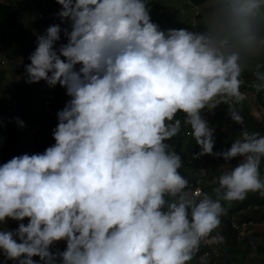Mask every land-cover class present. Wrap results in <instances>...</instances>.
Segmentation results:
<instances>
[{
	"label": "clouds",
	"instance_id": "clouds-1",
	"mask_svg": "<svg viewBox=\"0 0 264 264\" xmlns=\"http://www.w3.org/2000/svg\"><path fill=\"white\" fill-rule=\"evenodd\" d=\"M56 2L70 29L52 24L37 36L25 82L59 83L70 99L56 113L54 144L0 164V222L27 218L0 230V264H56L57 256L60 264H188L202 241H223L212 233L226 205L264 196V135L241 115V85L264 93V59L251 65L250 84L242 78L264 53V0H211L202 33L160 30L146 0ZM61 31L66 43L54 47ZM220 103L242 130L213 153L200 112ZM180 113L200 148L194 157L242 158L215 170L214 195L177 171L181 158L167 141L180 133ZM60 240L64 250L51 252Z\"/></svg>",
	"mask_w": 264,
	"mask_h": 264
},
{
	"label": "rangeland",
	"instance_id": "rangeland-1",
	"mask_svg": "<svg viewBox=\"0 0 264 264\" xmlns=\"http://www.w3.org/2000/svg\"><path fill=\"white\" fill-rule=\"evenodd\" d=\"M7 1L8 0H0V2L3 3ZM10 1H12L14 4L13 9L17 11V20L23 21L27 25H29L32 29L31 32L32 34L29 35V37H31L30 42L25 43V45L20 44V46H18V44L15 42L16 45L13 44V47L11 45L10 47L9 46L7 47L3 46L4 48L0 47V53H3L5 55L6 52H9V50L11 52L12 50L15 51L14 53H11L13 54V58L8 59L5 66L8 72V79H3L1 76L0 86L2 87L3 90L5 89V93L7 87L9 86L14 87V94L11 99V105H12L11 107L13 111L12 112L13 120H11L12 124L16 123L15 118H19V119L25 118L27 117V115H29V113H31L33 117L36 119L35 121L36 123H40V120L38 118L39 113L40 115H42L43 113V115H45L46 117L47 109L49 108L59 109L60 107L63 108L61 104L64 106L65 103L70 99V97L65 92L64 94H62L63 98H61L59 101L52 102L51 105L49 106H44L43 105L44 99L41 96L40 92L38 91L39 87L41 86L42 80L33 83L25 82L26 74L24 72V65L30 63L28 57L36 47V35L38 36L43 34L45 29L49 25L55 23L57 18L55 16H50V13L47 14L48 15L47 17H43L41 20L34 18L35 16L31 12H28L29 10H27V6L30 5L31 3H33L34 5L36 4L39 5L36 2L39 0H27V1L10 0ZM40 2L42 3L41 7L39 6L37 7L40 9L43 7V10L48 7H52L53 10L59 11L61 8V6L56 2V0H40ZM210 3L211 1H207L202 5H193L188 0H146V8H148L149 10L150 20L155 24H157L160 30L186 29L194 33L197 32L202 33L203 31L206 30L205 22L208 19V15L210 13ZM161 17H163L164 19L160 20ZM51 19H53V22L51 21ZM61 28L65 29L66 25H62ZM34 30L37 32H39L40 30V32L38 34L36 33L35 35V33L33 32ZM64 36L65 35L63 31H61L60 40L56 42L54 47H58L60 44L66 43ZM19 48H21V50H18ZM61 58L63 59V57ZM75 67H77V65ZM247 91L250 94L248 98L251 101L252 106L251 105L249 106V103L244 101V103H242L241 106L242 107L245 106L246 112L241 110V113L244 119L246 120L248 126L246 113H248V110L250 108V115L251 116L254 115L253 116L254 119L261 126V129L264 131V120L262 119L263 105L259 102L258 98L256 99L257 93L254 90L247 89ZM261 100L262 102H264V97H261ZM32 124L34 125V122ZM42 125L43 124L39 125L40 129ZM224 126L227 128L226 125ZM15 127L10 128L11 132L6 136L5 134H2L3 136H5V143L9 149L14 147L25 153V151H28L29 148L27 146V143L24 144V142L20 140V138H22V134H24L23 139L26 137L31 138L32 135L29 133L28 129H25L26 127L24 124L23 127L17 126L16 127L17 129ZM14 132H19V134L14 135ZM37 133H39V131H37ZM37 137H39L38 139L39 143L42 142L46 143L45 139H43V134L37 135ZM14 138L15 139L17 138L16 139L17 141H13ZM188 156L189 155H187L186 157V161H181V168L177 169V171L181 175L182 172L186 170L185 168H188V163H187ZM12 157L13 154L12 155L7 154L5 160L8 161ZM240 159L242 158L237 156V160L239 161ZM231 160L226 161L227 164H231ZM218 175H219L218 172H216L215 170H211L209 172V181L215 182V180H217ZM210 184L211 183L209 182L207 185ZM21 222L26 224L27 218H24L23 221H16L10 218H6L4 222H0V230H14ZM257 229H260V231L262 232L264 230V224L257 226ZM253 230L249 233L248 239L245 241L237 240L235 244H232L231 242H229V240L226 241V248H228V250L227 252L223 253L222 259L220 260L219 264H228L229 261L232 262V264H264V252L263 251L256 252L253 248L249 247L250 244L251 245L253 244V246L255 247L258 246L264 247V231L263 233L260 232L255 233ZM60 242L61 240L56 241L55 243L60 246ZM243 248L245 249L243 250ZM35 258L37 261H39V257L36 256ZM196 261H197V256L195 253L192 260H190L188 264H196Z\"/></svg>",
	"mask_w": 264,
	"mask_h": 264
},
{
	"label": "trees",
	"instance_id": "trees-1",
	"mask_svg": "<svg viewBox=\"0 0 264 264\" xmlns=\"http://www.w3.org/2000/svg\"><path fill=\"white\" fill-rule=\"evenodd\" d=\"M190 3H192L193 5H202L204 3H206L207 1H211V0H188ZM39 4V7H41L42 3L39 1H36ZM13 2L8 0L7 2H0V47H7L10 45L13 47V44L16 45V43L18 44V46L21 45H25V43H29L31 40V37H29L30 34H32V29L29 25H27L25 22L23 21H19L17 20V11L13 9ZM29 12V11H28ZM58 11H55L52 9V7H48L46 9L43 10V7L40 10H37L35 13H32L34 16V18H37L39 20H41L43 17H47L48 13H50V16H55L57 19L55 21V23L53 24H60V27H62V25H66V28L70 29V25H69V21L67 20V18L64 19L63 22H61V20L55 15ZM39 13V14H38ZM31 14V15H32ZM51 18V17H50ZM164 18L161 17L160 20H163ZM51 21L53 22V19H51ZM62 29V28H61ZM63 30V29H62ZM36 35V33L38 34L40 32L37 31H33ZM37 38V35H36ZM65 38V42H66V37ZM16 42V43H15ZM3 47V48H4ZM15 47V46H14ZM18 50H21V48H19ZM15 51L12 50V52L9 50V52H6V56L8 59L13 58V54ZM25 53V52H24ZM257 59H264V53L261 54L260 57H252L250 58L247 63L249 65V70H247L242 78H244L245 80L251 82L252 80V74H251V65L257 60ZM1 78V75H0ZM55 86V93L53 96V100L54 102L59 101L62 97V94H64L66 92V89L64 87H62L61 85H59V83H57ZM39 90V89H38ZM258 96V97H257ZM261 95L260 93H257L256 95V99H259V102L263 105V114H262V119L264 120V102H262L261 100ZM5 100H6V93H5V89L3 90L2 87L0 86V164L5 163L7 160H5L6 155L7 154H13V156H18L21 154H24L22 151H20L19 149L16 148H11L9 149L5 143V136L7 134H9L11 131H8V129H6V131L2 130V126H3V122L8 119V118H12V107L7 106L5 104ZM245 101L247 102V100L245 99ZM244 103V101L242 102ZM242 107V106H241ZM243 108V109H242ZM241 110L246 112L245 110V106L242 107ZM249 108V107H248ZM247 114V121H248V130L252 131H259L262 135H264V131L261 129V126L256 122V120L254 119V115H250V108L248 110ZM179 118L183 117V114L180 113L178 114ZM20 120L23 121V124L26 125L27 123V119L26 118H21ZM213 123H215L216 125V131H215V135L219 134V129L226 125L227 129L225 128V130L227 131L228 134V140L226 142L225 145H223V148L220 150H226L231 142L234 140L235 138V134H234V130H233V126L230 124V119L229 116L227 115L226 112L223 111L222 114H219L215 119L212 120ZM17 123H16V127H17ZM15 127V128H16ZM17 129V128H16ZM13 132V131H12ZM2 134H5V136H3ZM18 135L19 132H14V135ZM17 139V138H16ZM15 138L13 139V141H17ZM167 143L170 144V146L173 148L174 151H176L181 158V161H186V157L187 155H189L190 153H192L194 151V147L196 145L194 139L192 137L186 138L183 135H181L180 133L177 134V136L173 137L171 140L167 141ZM38 146H36V150H28V154L31 155L32 153H42L44 150L42 148V143H37ZM217 147H220V143L217 145ZM13 150V152H12ZM31 151V152H30ZM238 162L237 157H233L231 160V168ZM222 172V171H220ZM260 172L261 175L264 176V159H262L261 162V166H260ZM221 174V173H220ZM219 174V175H220ZM218 175V176H219ZM218 181L215 180V182L210 185H206L205 187H203V192L208 193L209 195H214V193L212 192V189L214 187H216ZM259 203L261 205L264 206V197L258 195L257 193H253L251 192L250 197H245L243 200H239V201H233L231 202L230 205H226L227 207V211L231 212L239 207L244 206L247 203ZM222 204H224L225 202H221ZM261 216H264V214H262ZM227 241L229 240V242H231L232 244H235L238 240L237 235L232 231V230H228L227 233ZM228 248H226V243L224 244V246L222 247V252L225 253L227 252ZM256 252H264V247L263 246H258L256 247ZM1 258H3L2 255H0ZM35 256L32 257V259L34 260ZM4 259V258H3ZM12 262L15 261H7V264H11ZM232 262H228V264H231ZM56 264H60L59 261H56Z\"/></svg>",
	"mask_w": 264,
	"mask_h": 264
},
{
	"label": "built area",
	"instance_id": "built-area-1",
	"mask_svg": "<svg viewBox=\"0 0 264 264\" xmlns=\"http://www.w3.org/2000/svg\"><path fill=\"white\" fill-rule=\"evenodd\" d=\"M37 6L39 5L37 4L34 5L33 3H31L30 5L27 6V10H29V12L31 13H35L37 10H40V8H38ZM7 61H8L7 56L3 53H0V68H1L0 71L3 79H8V72L5 68ZM78 67L79 65H77L76 68L78 69ZM245 81L246 84H250L249 81L247 80ZM247 89H252V88L246 87L245 85H241L242 91L245 92L247 91ZM40 90H41L40 94L44 99L43 105L44 106L51 105V101L54 96L55 86L49 87L45 83V81L42 80ZM13 94H14V87L12 86L7 87L6 101H5L7 106H11V99ZM260 95L264 97V93H260ZM223 109H225L228 114V105L224 103H220L211 109L208 108L202 109L200 115L202 119L208 122L209 120L215 119L217 115H219L223 111ZM11 120L12 119H7L4 121L2 130L12 128L13 124ZM181 121H182L181 133L187 138L191 137L190 129L183 125V118L181 119ZM231 124L234 127V133L236 135L234 139H236L242 130V126L232 120H231ZM208 126L210 129H212L213 132V140H214L213 153H216L218 152L217 145L219 143L221 145L226 144L228 139L227 132L224 130L223 127H221L219 129L220 131L219 134L216 136L214 126L211 125L210 122H208ZM244 126L247 127V122L245 119H244ZM199 151L200 148L196 144L194 147V151L190 153L187 158L188 168H186V171L182 174V176H184L188 180L189 187L191 189L194 190L196 188H199L201 192L204 193L203 187L209 183V172L213 169L217 170L218 172L229 170L231 168V164H227V162L224 161L222 157L212 154H204L194 157V154L198 153ZM193 194L195 195L194 191ZM246 196H249V193ZM198 198L199 197L197 196V199ZM262 214H264V207L259 203H255V202L247 203L242 207H239L231 212L225 213L221 217V223L219 227L212 233L214 235L216 232H218L223 237V241L217 244H209L202 241L199 250L196 252V256H197L196 264H219L223 256L222 247L227 241V235H226L227 231L232 230L237 235V238L239 240H243L245 238L248 239V235L253 229L255 230L257 226L264 224V217L262 218L260 217V215ZM65 246H66L65 241L61 240L59 251H63ZM57 259L60 260L59 256H57Z\"/></svg>",
	"mask_w": 264,
	"mask_h": 264
},
{
	"label": "crops",
	"instance_id": "crops-1",
	"mask_svg": "<svg viewBox=\"0 0 264 264\" xmlns=\"http://www.w3.org/2000/svg\"><path fill=\"white\" fill-rule=\"evenodd\" d=\"M245 93H246V100L248 99L247 103H249V106L250 105L252 106V103H251V101L248 98L250 96V94L247 91H245ZM61 106L64 107L62 104H61ZM43 108H45V107H43ZM61 109H62L61 107L59 109H51V108L47 109L46 117H45V115H43V113H42V115H40V113H39V117L38 118L40 120V123H36L35 122L36 119L33 117V115L31 113H29V115H27V117H25L27 119V123H28V124L26 123L27 126L25 125V127H26L25 129L29 130V133L32 135V137L31 138L30 137H28V138L26 137L27 139L26 138L23 139V135L24 134H22V138H20V140H22L24 142V144L27 143V146H28L29 150H31V151L36 150V148H37L36 146H38L37 143H38V139H39V137H37V135H40V134H43V139H45V142H46V143L42 142L43 150L46 147L51 146L52 144H54L55 141H54V139L52 137V130L54 129V127L58 123L56 113H57L58 110H61ZM262 114H263V112H262ZM33 119H35V120H33ZM33 122H34V125L32 124ZM40 124H43L41 126V129L39 128ZM37 131H39V133H37ZM209 182L210 183H214V181H209ZM253 231L255 233L256 232L263 233L264 230L261 232L260 229H257V227H256L255 230H253ZM245 240H247V239H245ZM245 240H243V241H245ZM59 247L60 246L57 245L54 242L50 246V251L51 252H57L58 250H60ZM249 247L253 248L254 250L256 249V247L253 246V244L252 245L250 244ZM244 249L245 248H243V250ZM34 260H36V258H34ZM2 261H3V258L0 257V262H2ZM11 264H15V262H12Z\"/></svg>",
	"mask_w": 264,
	"mask_h": 264
}]
</instances>
